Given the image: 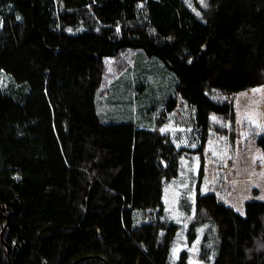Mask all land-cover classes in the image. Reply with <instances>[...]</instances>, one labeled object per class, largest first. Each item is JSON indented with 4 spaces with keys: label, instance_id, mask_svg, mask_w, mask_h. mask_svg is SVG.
Listing matches in <instances>:
<instances>
[{
    "label": "trees",
    "instance_id": "16d2710c",
    "mask_svg": "<svg viewBox=\"0 0 264 264\" xmlns=\"http://www.w3.org/2000/svg\"><path fill=\"white\" fill-rule=\"evenodd\" d=\"M194 1L0 0V264H171L160 214L182 150L154 128L178 99L156 124L139 99L138 125L103 122L96 94L108 60L143 49L202 131L211 113L235 121L232 96L264 85V0ZM255 142L264 155V130ZM197 207L218 227L214 264H264L263 200Z\"/></svg>",
    "mask_w": 264,
    "mask_h": 264
},
{
    "label": "rangeland",
    "instance_id": "374dc122",
    "mask_svg": "<svg viewBox=\"0 0 264 264\" xmlns=\"http://www.w3.org/2000/svg\"><path fill=\"white\" fill-rule=\"evenodd\" d=\"M186 1L195 6L194 0ZM144 52L128 50L106 62L96 108L103 122L142 125L143 115L155 111L153 102L155 107L160 105L159 118L156 113L153 118L156 124L164 110V98L173 95L178 99L167 122L154 125L159 133H168L182 150L178 176L164 184L160 214L166 225L177 227L169 249L170 263H178L186 255L187 264H214L220 246L219 231L197 210L198 196L215 194L242 215L247 202L264 201V155L255 142L264 130V85L233 95L235 121L211 113L205 133L196 122L195 108L175 92L174 72L159 58H148ZM142 75L148 84H142ZM139 99H145L143 107H149L145 113L140 112Z\"/></svg>",
    "mask_w": 264,
    "mask_h": 264
}]
</instances>
